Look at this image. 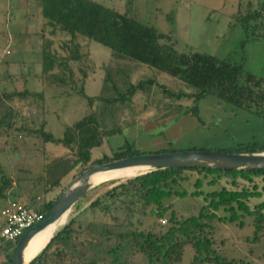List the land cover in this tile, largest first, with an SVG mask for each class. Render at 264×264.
<instances>
[{
  "label": "trees",
  "instance_id": "1",
  "mask_svg": "<svg viewBox=\"0 0 264 264\" xmlns=\"http://www.w3.org/2000/svg\"><path fill=\"white\" fill-rule=\"evenodd\" d=\"M34 4L37 18H41L37 34L47 35L44 38L47 46L54 37L57 38L56 35L66 36L61 42L65 54L58 61L61 64L68 61L75 63L83 80L88 75L86 69L89 66L82 64L88 57L87 44L90 41L108 47L115 64L120 60L123 65L118 71L105 67L104 83L109 82L107 90L112 95L108 91V94L103 92L89 95L81 88L67 84L74 94L85 100L86 105L91 106L95 100L111 106L129 103L136 91L143 92L155 82L153 78L131 82L127 73L129 66L122 62L130 60L155 68L183 82L188 90L177 92L168 89L164 84H160V89L173 100L189 99L191 103L186 107L190 114L197 116V102L203 97L213 96L217 101L256 115L264 127V77L245 69L237 61L235 50L224 56L209 55L192 49L179 52L169 41L168 35L159 32L153 25L135 18L128 10H114L96 0H35ZM6 8L8 10L10 6ZM235 22L244 34L240 41L241 49L248 41L264 45V0H258V6L253 9L247 2L245 13L235 19ZM47 59L53 61L48 57ZM36 77L49 91L59 96H66L71 92L67 88V81L52 75L48 69H41ZM43 99L41 91L29 90L25 86L18 90L0 88V134L8 136L12 129L26 131L27 134L36 135L54 146L61 145L71 153L70 156L58 154L51 158L44 165V176L33 180L35 183L42 178L46 180L42 188L45 193L58 187L61 177L69 174L72 169L81 174L93 163L146 153L136 147L133 140H125L117 149L92 157L93 149L103 145L109 135L121 131L116 125L104 123L95 110H90L83 117L66 125L62 135L57 137L44 128L43 117L35 128H17L15 124L22 119L23 108L43 107ZM187 149L245 153L264 150V141H253L237 147L212 149L191 146ZM172 150L160 147L153 151ZM192 171L202 175L194 178L193 189L188 192L182 188L181 183L189 179ZM225 174L230 176L229 185L219 180ZM255 177L259 178V183L254 181ZM109 183L112 182H101L95 188L105 187ZM12 186V179L0 164V200H14L9 198L13 193ZM203 186L210 189L204 192L201 189ZM61 189L53 198L44 201L41 207L33 209L44 213L51 208ZM187 193L192 196L200 195L205 203L198 207L196 213L183 218L177 217L171 208L173 205L166 204L164 198L171 195L183 197ZM118 202H125V207L121 219L111 217L112 226L107 221L94 219L96 212L110 214ZM76 204L75 206H79ZM87 210L92 214V220L85 224L84 231L73 225V216L69 217L27 264H129L135 253H141L151 264H176L181 258L182 247L187 242L193 249L190 259L193 264H241L236 258L227 257L214 248L216 240L213 239V224L215 220L224 218L241 226L248 217L253 233L247 240L256 242L264 236V168L151 169L147 173L120 180L101 194L95 195L89 201ZM168 210L167 224L157 230L152 228L142 231L137 226L133 227L130 220L132 213L154 215L162 219ZM218 210L225 214L218 216ZM156 224L162 225L161 222ZM19 238L14 239V242ZM4 242L10 243L0 239V252L3 253L0 264H8L11 256V251L4 249Z\"/></svg>",
  "mask_w": 264,
  "mask_h": 264
},
{
  "label": "rangeland",
  "instance_id": "2",
  "mask_svg": "<svg viewBox=\"0 0 264 264\" xmlns=\"http://www.w3.org/2000/svg\"><path fill=\"white\" fill-rule=\"evenodd\" d=\"M96 1L114 10H128L135 18L153 25L159 32L168 35L169 41L179 52L192 49L209 55L224 56L229 51L235 50L237 61L242 63L245 69L264 77V45L260 42L248 41L241 49L240 41L244 34L235 22V19L245 13L247 2L253 9L258 6V0ZM34 3L35 0H0V88L18 90L25 86L29 90L41 91L44 98L43 107L23 108L22 119L15 124L17 128H35L43 117L44 128L57 137L62 135L66 125L83 117L90 110H95L104 123L116 125L121 131L109 135L103 145L93 149L92 157L117 149L125 140H133L135 146L146 153L160 147L182 151L191 146L213 149L264 141V127L256 115L208 96L197 102L198 113L194 116L187 111L186 106L191 103L189 99L173 100L165 96L160 89V84H164L173 91L188 90L183 82L136 61H122L129 66L127 73L130 81L153 78L155 82L143 92L136 91L129 103L111 106L95 100L91 106L86 105L85 100L74 94L67 84L75 88L79 87L89 95L103 92L108 94L109 82L104 83L105 67L118 71L123 65L120 60L115 64L108 47L90 41L87 44L88 57L82 64L89 66L86 69L88 75L83 80L75 63L68 61L61 64L58 61L65 54L61 42L66 36L56 35L57 38L54 37L52 43L47 46V42L44 41L47 35L37 34L41 18H37L35 14ZM6 6H10V9L7 10ZM47 57L53 61H48ZM41 69H48L52 75L65 79L70 94L59 96L49 91L48 87L36 77ZM62 150L63 152L65 150L63 154L70 156L71 153L61 145L54 146L52 143L42 141L36 135L27 134L26 131L18 132L12 129L8 136L0 134V164L12 179L13 185L11 188L13 193L9 198L33 209L57 195L63 186L65 187L74 176L78 175L75 169L61 177L58 187L51 188L46 193L42 191L45 179L42 178L38 183L33 180L38 176H44V165ZM190 173L189 179L181 183L182 188L184 187L188 192L193 189L194 178L202 175L194 171ZM258 179L255 177L254 181L259 183ZM219 180L229 185L230 176L222 175ZM118 182L120 180L99 189L95 188L96 185L90 187L75 202L79 206L74 204L70 207L64 222L73 216L75 220L73 225L84 231L85 224L92 220V214L87 210L89 201ZM201 189L206 192L210 188L203 186ZM3 202L6 201L0 200V208L4 205ZM164 202L171 203L175 215L183 218L196 213L205 200L200 195L192 196L187 193L183 197L171 195L164 198ZM123 207L125 202H118L110 214L103 215L96 212L93 217L96 220L107 221L112 226L111 217L116 216L121 219ZM168 212L169 210L162 219L154 215L142 216L132 213L130 220L133 227L137 226L142 231L152 228L157 230L167 224ZM224 214L222 210L217 211L218 216ZM160 222L162 225H155ZM252 228L248 217L243 220L241 226L224 218L215 220L214 248L227 257L236 258L241 264H264V236L256 242L247 240V237L253 233ZM14 243V241L11 244L4 242V249L12 253ZM192 254L191 245L188 242L184 243L181 258L176 264H193L190 262ZM2 258L3 253L0 252V260ZM129 264L151 263H148L141 253H135Z\"/></svg>",
  "mask_w": 264,
  "mask_h": 264
},
{
  "label": "water",
  "instance_id": "3",
  "mask_svg": "<svg viewBox=\"0 0 264 264\" xmlns=\"http://www.w3.org/2000/svg\"><path fill=\"white\" fill-rule=\"evenodd\" d=\"M142 166L145 171H140L137 174H144L151 169L156 168H182V167H204V168H229L236 170L245 169H261L264 168V150L252 151L245 153L225 152L221 150H193L182 149V151H151L147 153H139L133 156L120 157L116 160H108L101 163H93L88 165L81 174L74 176L71 181L61 190L57 199L51 208H48L42 217L22 234L13 245V250L8 264H27L28 261L46 244L33 254L28 260L23 263L21 250L31 236V234L45 226L47 223L54 222L58 216L65 210H70L75 202L80 199L90 187L94 185L92 178L100 170L114 169L120 166ZM132 175V176H134ZM53 235L51 236V238ZM50 238V239H51Z\"/></svg>",
  "mask_w": 264,
  "mask_h": 264
},
{
  "label": "bare ground",
  "instance_id": "4",
  "mask_svg": "<svg viewBox=\"0 0 264 264\" xmlns=\"http://www.w3.org/2000/svg\"><path fill=\"white\" fill-rule=\"evenodd\" d=\"M146 168H143L142 166H132V165H126V166H120L118 168L114 169H104L98 171L92 178V181L94 185H97L101 182L106 181H119L123 180L127 177H131L132 175L139 173L140 171H145ZM68 214V210H65L61 213L58 218L50 223L46 224L45 226H42L41 228H38L35 230L31 236L28 238L26 243L24 244L21 252V256L23 257V263H25L28 258H30L33 254H35L45 243L47 239H50L53 235L54 231L64 223L66 217ZM30 261V260H29Z\"/></svg>",
  "mask_w": 264,
  "mask_h": 264
},
{
  "label": "built area",
  "instance_id": "5",
  "mask_svg": "<svg viewBox=\"0 0 264 264\" xmlns=\"http://www.w3.org/2000/svg\"><path fill=\"white\" fill-rule=\"evenodd\" d=\"M42 215V211L17 203L15 200H7L0 208V239L13 242Z\"/></svg>",
  "mask_w": 264,
  "mask_h": 264
},
{
  "label": "crops",
  "instance_id": "6",
  "mask_svg": "<svg viewBox=\"0 0 264 264\" xmlns=\"http://www.w3.org/2000/svg\"><path fill=\"white\" fill-rule=\"evenodd\" d=\"M64 148V147H63ZM64 152H65V150H64ZM63 152V150L59 153V154H63L64 153ZM58 155V154H57ZM42 205H40V207H41ZM37 207H39V206H37ZM37 207H35V208H37ZM4 241H6V240H4ZM10 242V244H11V241H9ZM1 261V260H0Z\"/></svg>",
  "mask_w": 264,
  "mask_h": 264
}]
</instances>
